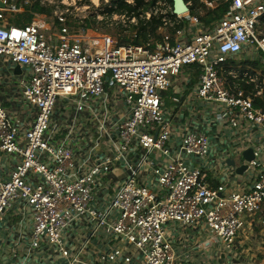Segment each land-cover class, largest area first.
I'll return each mask as SVG.
<instances>
[{
	"label": "built area",
	"instance_id": "1",
	"mask_svg": "<svg viewBox=\"0 0 264 264\" xmlns=\"http://www.w3.org/2000/svg\"><path fill=\"white\" fill-rule=\"evenodd\" d=\"M0 1L6 5L0 64L26 71L8 88L19 95L13 107L6 109L0 97V229L9 212L26 210L28 256L45 246L63 264H97L85 258L87 242L68 238L85 226L92 238L118 240L119 247L99 253L104 264H254L237 254L236 244L247 224L264 229V109L228 90L227 80L238 90L240 75L224 67H264V0H220L228 12L212 26L187 11L175 13L165 0H147L139 16L153 20L156 36L138 43L135 33L118 41L75 32L63 13L45 21L34 11L38 0H26L30 6L20 11ZM76 11L78 22L96 13ZM22 12L30 22L13 26L12 15ZM185 68L196 80L185 100L174 101L191 117L188 129L171 124L164 102L170 90L186 92ZM257 78L258 70L247 68L241 80L255 84L253 97L264 103ZM108 95L113 107L104 101ZM117 107L124 109L120 117L112 113ZM211 150L225 164L243 156L234 163L246 166L238 186L235 177L223 181V168L210 177L215 186L206 181ZM116 167L128 177L100 198Z\"/></svg>",
	"mask_w": 264,
	"mask_h": 264
},
{
	"label": "crops",
	"instance_id": "2",
	"mask_svg": "<svg viewBox=\"0 0 264 264\" xmlns=\"http://www.w3.org/2000/svg\"><path fill=\"white\" fill-rule=\"evenodd\" d=\"M211 8H212L211 10L214 9L213 6ZM10 69L11 68L5 67L4 64H0V75L2 73L6 77H9ZM12 70H13V73L15 74V67ZM22 73H24V76L26 75V71L23 70ZM20 74H21V70L19 69V74H15V75H20ZM258 74L259 76H262V69L258 70ZM186 76L190 77V84L187 85L186 87L182 86V88H184L186 92L172 94V90H170L164 99V102H165V105L168 111L167 113L169 115L171 114V124L179 122L181 124V128L183 129L189 128V125L191 124L192 119L190 116H188L187 111H185L184 109L180 111L178 109L179 107L177 104H175L174 99L178 98L182 102L183 100L186 99L188 94L191 93L192 86H194V83L196 80V73L194 71L186 69V75H184L182 78ZM13 85L14 84L7 85L5 82L2 81V78H0V97H2V102L6 109H10L11 107H13L12 101L13 99L17 98V97H13L11 101V97H12L11 95L17 94V91H15L14 89L10 90L8 93V88L12 87ZM104 101H108V104H110L113 107L112 98L110 95H108L104 99ZM106 107L108 108L107 104H105V108ZM87 114H88L87 118H89L90 115L89 113ZM16 116L17 115L15 113V117ZM168 118H170V116ZM79 119L81 121H84V120L86 121V118L84 115L80 116ZM224 144H225V147L227 148L234 146L233 143L231 142H225ZM212 147L213 146H211V148ZM211 152H212L213 157L217 159L218 152H215L213 150H211ZM248 152L250 151H246L245 153V157L247 160L246 162H250L252 160L251 152H250L251 159L250 160L247 159L246 154ZM242 157L243 156H238V157L236 156V157L226 160V166L228 168L231 167L233 169L231 173L229 174V178L235 177L233 181V185H236V186H238L239 181H241V177L243 176L246 168L241 174H238L237 170L241 166L237 167L235 166L234 163L239 162L242 159ZM229 162H231L232 165ZM243 166L246 167L245 165ZM227 167L223 169H225L226 171ZM211 174L213 173L212 172L207 173L206 181L211 186H215L216 182L210 179ZM128 175H129V172H124L122 168H119V167L114 168L112 173L109 176L107 187H109L111 183H118V186H121V184L125 181ZM221 175L223 176V181L226 182L225 173H221ZM114 193H115L114 190L110 191L108 190V188H106L102 192V194L99 195V197L100 198L111 197ZM30 228H31V217H30V214H28L26 210H22L20 212H17L14 210V211L9 212L5 225L0 229V264H63V262L57 261V258L52 254L50 249L45 246H41V248L38 251L28 256L26 247L28 243V235H29ZM246 232H247V228H246L245 233ZM68 238L71 240L73 239L76 245L87 242L88 248H87L85 258H87V261H91L93 263L97 262V264L105 263V262H98L99 253L109 251L112 246L119 247V243L116 239H111V238L108 239L106 237H101L100 234L97 236V238H92L89 235V227L87 226H85L84 229L76 228L74 232H72ZM245 244H246L245 238L241 239L236 244L237 254L240 255L243 259H244V256H243L242 250ZM204 245L206 248H210V246L206 242H204ZM259 264H264V260L259 261Z\"/></svg>",
	"mask_w": 264,
	"mask_h": 264
},
{
	"label": "rangeland",
	"instance_id": "3",
	"mask_svg": "<svg viewBox=\"0 0 264 264\" xmlns=\"http://www.w3.org/2000/svg\"><path fill=\"white\" fill-rule=\"evenodd\" d=\"M6 1H7L6 3L7 7H10L8 5L9 4L8 0ZM38 2H39L38 3L39 6H42L49 10L47 15H40L47 18L45 21H50V16H52L55 12L63 13L68 16L69 22L72 23L73 26H75L74 28L75 32H78L80 30H85L87 31V33H89L90 31H98V32L106 33L118 41H126L129 40L130 38H134L132 36L133 33H135L136 35L137 30L134 27H141L142 18L139 16V13H135L133 15L132 18H135L133 23L134 27H130V28H128L127 22L131 23L130 21L131 19L128 21L127 15L120 17L117 14H113L111 18L107 17L105 14L102 15L101 13L103 11L109 10L112 7L111 0H38ZM41 2L43 4H40ZM34 7H36V5ZM83 7L94 8L96 11V13H94V16L88 19L90 24L89 28H84L83 26L84 22H78L77 20H75V14L77 13L76 9L77 8L81 9ZM67 9L68 12H66ZM154 9L155 8H153V10ZM207 9L209 10V8ZM77 26H81L82 29L76 28ZM260 29L262 30L261 32L264 34V22L260 24ZM184 75H186V68L181 71L180 77L181 76L183 77ZM23 77H24V73H21L20 75H15L12 69L10 71L9 77H6L4 74L1 73L2 81L5 82L7 85L18 83L21 79H23ZM11 96H12L11 101L13 97H19V95L17 94ZM210 106L211 104H209L207 108L210 109ZM62 111H66V109L62 108ZM15 113L19 114V110H16ZM112 113H116L117 116L120 117L121 115L124 114V109L117 107L112 111ZM10 117L12 118V116ZM194 117L196 122H198V124H200L203 121V119H199L198 115H195ZM225 167L226 164L224 162L220 163L218 159H215L213 156H211V163L209 164V168L207 169L206 172L214 173L216 171H220L222 168ZM231 171H232L231 167H229L226 171L225 169H222V173H225V176H228L231 173ZM118 187H119L118 183H111L110 186L107 188L110 191L112 190L117 191ZM246 228H247V232L245 233ZM243 235L245 237H241V239L243 238L246 239V244L242 250L245 261H251L254 264H259V261L264 260V229L254 224H251L249 226L247 224L244 228ZM216 245L217 244H214L213 246L216 247Z\"/></svg>",
	"mask_w": 264,
	"mask_h": 264
},
{
	"label": "trees",
	"instance_id": "4",
	"mask_svg": "<svg viewBox=\"0 0 264 264\" xmlns=\"http://www.w3.org/2000/svg\"><path fill=\"white\" fill-rule=\"evenodd\" d=\"M26 0H8V5L13 8L14 10L20 11L27 6L25 3ZM147 0H111L112 7L109 10H105L101 14H105L107 17L111 18L113 14H117L120 17L127 15L128 21L133 17L135 13H145L148 9ZM169 6L174 7L173 0H165ZM185 5H187V11L189 16L196 17L199 22L204 26H212L216 24L220 19H222L225 14L228 12V7L220 0H182ZM212 3L214 4V9H207L203 2ZM34 11L39 15H47L49 10L39 6L36 4ZM159 13V8H155V15ZM11 23L13 26L16 27H24L26 24L30 22L29 16L25 13H17L12 15ZM84 28H89L90 24L89 21L86 20L84 22ZM134 27L128 25V28ZM136 28V42H144L149 38H153L156 36L155 30L153 29V20L150 18L149 20H145V17L141 19V27H134ZM225 69L234 68L238 69V73L240 75L239 86H237L238 90L232 89V82L227 80V88L231 92L241 91L246 96H251L254 101V106L256 108L264 109V103L260 100L254 99L255 94V84L247 83L245 80H241L242 74L245 72L247 68L260 70L262 69V76L261 78H257V85L263 91L264 96V68L257 63H241L236 65L231 62H227ZM252 77L255 76V73L250 72ZM224 76L225 73H224Z\"/></svg>",
	"mask_w": 264,
	"mask_h": 264
},
{
	"label": "water",
	"instance_id": "5",
	"mask_svg": "<svg viewBox=\"0 0 264 264\" xmlns=\"http://www.w3.org/2000/svg\"><path fill=\"white\" fill-rule=\"evenodd\" d=\"M173 3H174L175 13L182 14V13L187 11V8H186V6L182 0H173ZM4 7H5L4 4L0 1V9H4ZM15 74H19V68L18 67H15ZM246 156H247V159H249V160L251 159V153L250 152H248L246 154ZM229 163L232 165L231 162H229ZM245 168L246 167H244V166L240 167L237 170V173L241 174L245 170Z\"/></svg>",
	"mask_w": 264,
	"mask_h": 264
}]
</instances>
